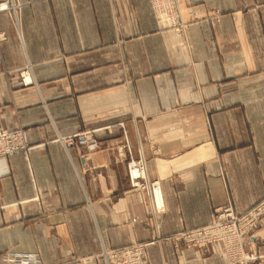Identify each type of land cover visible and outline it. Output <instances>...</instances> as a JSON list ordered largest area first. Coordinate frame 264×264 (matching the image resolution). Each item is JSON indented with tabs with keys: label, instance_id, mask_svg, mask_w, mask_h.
Segmentation results:
<instances>
[{
	"label": "crops",
	"instance_id": "0c3cea01",
	"mask_svg": "<svg viewBox=\"0 0 264 264\" xmlns=\"http://www.w3.org/2000/svg\"><path fill=\"white\" fill-rule=\"evenodd\" d=\"M17 1L18 27L0 12V127L27 128L35 148L0 160V264H82L137 242L151 264H229L219 245L170 237L264 198V0H182L199 19L190 45L148 0ZM86 129L95 150L60 140ZM125 134L162 185L155 217L127 176Z\"/></svg>",
	"mask_w": 264,
	"mask_h": 264
},
{
	"label": "rangeland",
	"instance_id": "374dc122",
	"mask_svg": "<svg viewBox=\"0 0 264 264\" xmlns=\"http://www.w3.org/2000/svg\"><path fill=\"white\" fill-rule=\"evenodd\" d=\"M154 17L157 20V24L160 27V29L162 30H168V29H173L176 32H178L179 34L183 35L184 37V42L183 43H188L189 44V39L187 37V30L188 27L191 23L198 21L199 19H185L183 13H184V9L182 8V0H176V3L174 4V6L171 7L170 13L172 15H174L172 21H170V18H166L165 16L167 15L165 13V15L162 13V8H160V11L155 3V0H148ZM1 2H6L8 3L9 9L8 10H0V12H7L9 13L12 22L14 23L15 27H18V22L20 21V12L22 11V3H20L17 0H0ZM186 11V10H185ZM220 12L218 13H214V20H213V24H216L219 22V17H220ZM169 17V16H167ZM6 38L4 33H0V41L4 40ZM19 75L21 77L22 83L25 86H30V85H37V83L35 82V76H34V70L33 67H31L30 63H27L22 69H20L19 71ZM30 79H29V78ZM119 125L124 129L125 128V124L124 122H119ZM0 129H3L9 133H23L27 136V143L29 145V148L27 151L23 150V151H19L16 152L14 154L8 155L12 156V155H16V154H23V155H27L31 149L35 148L34 145L31 144L30 141V137H29V132L28 129L25 127H18L16 129H7L5 127H0ZM77 133L83 134L85 133L86 135H88L89 137H91L93 140L95 139L97 142V146L93 147V148H89L87 146V144L85 146H81L79 144H76L74 146L71 147H75V146H81L83 148H87L89 150H95L97 149V147L99 146V142L98 140L95 138L94 136V130L93 129H86L83 131H79L70 135H66L64 137H61L60 140L62 141V143L65 142V139H67V137L69 136H73ZM125 141L124 144L122 145L123 149L126 148L128 151V156H129V160L127 162V176L129 178V181L131 183V186L134 188H137L139 190L144 191L147 194L148 200H149V204H150V209H151V213L152 215L155 217L157 214L162 213V211L165 210V208L160 209V206H157L153 196H152V186L149 185H142L145 184L144 180H140L141 185H137L134 183V181L132 180V176H131V169H132V164L131 162L133 160L135 161H139L142 156L139 155L138 157H134L132 154V151L130 149L129 143H128V139H127V135H124ZM70 147V148H71ZM6 157V159H7ZM145 165H146V160H145ZM146 169H147V165H146ZM147 176L149 178V180L151 182H158L160 184V187L162 186L159 180H155L152 179L149 176L148 170H147ZM163 198V197H162ZM164 206V203H163ZM228 206H231L233 208V206L231 204H228L224 207H222L219 211H217L216 213L213 214V217L211 218V220L206 223L205 225H202L200 227H205L208 225H211L213 222H215L220 215L223 213V210H225V208H227ZM162 207V206H161ZM234 209V208H233ZM235 214L243 219L246 220H251L252 216L256 213L260 215L258 216V227L254 228H250V229H246L245 232V236H244V241L242 245V248L240 250V252L242 253V255H240V257L237 255L238 253V249H234V251L232 250V248L230 247V249L227 246H229L227 243L226 245L221 244V243H217V242H212L210 244H207L206 246L203 247H195V246H190L189 244L185 243V242H181V241H174L173 238L174 236H176L179 233H182L184 231H188V230H183L177 234L171 235V239L173 240L175 246H177L178 248H183V247H192V248H196L198 250V252H206L209 247H211L212 245H219L221 247V255H224V257L227 256L226 255H234L232 257V259H227L229 264H264V245L262 244V242L259 240V235L260 232L262 230H264V198H262L261 200L255 202L247 211L245 212H237L234 209ZM219 215V216H218ZM199 228V227H198ZM173 237V238H172ZM261 239V238H260ZM151 244V242H137V243H133L124 247H120L118 249H107L104 250L102 255H93V256H89L86 257L85 259L82 260V264H93L94 261L98 260V259H103L105 264H151V260H150V256H149V245ZM3 255H10V259H6V264H36L34 259H30L28 257V255H32L30 253L27 252H5ZM24 257H28V261L27 260H23Z\"/></svg>",
	"mask_w": 264,
	"mask_h": 264
},
{
	"label": "built area",
	"instance_id": "2783aa9c",
	"mask_svg": "<svg viewBox=\"0 0 264 264\" xmlns=\"http://www.w3.org/2000/svg\"><path fill=\"white\" fill-rule=\"evenodd\" d=\"M6 2H1V5L5 4ZM156 3V0H155ZM176 3V0H173V2H163L161 4L156 3L159 11L160 8H162V13L170 12L171 7L174 6ZM8 5V3H6ZM9 7L5 9L0 10H8ZM165 15V14H164ZM76 144H79L81 146H87L91 149L93 147L97 146L96 140L92 139L85 133L80 134L77 133L73 136L67 137L65 139L64 145L69 149L71 146H74ZM29 148V145L27 143V136L23 133H9L3 129H0V158L1 163H4L6 160V157L8 155L14 154L19 151H27ZM132 169H131V176L132 180L135 184L141 185L140 180H144L145 184L142 185H149L152 186V196L157 204V206H160V209L164 208L163 201L161 205H158L157 199H156V192L161 190L160 184L158 182H151L147 176V169L145 165V160L142 157L139 161L133 160L131 162ZM8 171L6 168L2 169L1 174H6ZM162 206V207H161ZM259 214H254L251 218V220H246L243 218L238 217L234 209L231 206H228L223 210V213L220 215V217L213 222L211 225L205 226V227H199L195 229H191L188 231H184L182 233L177 234L174 236V241H181L189 244L190 246H199L203 247L207 244H210L212 242H217L226 245V243L229 245L228 247L234 249H238L237 255L240 257L242 253L240 252L246 229H250L252 227L256 228L258 227V216ZM219 216V215H218ZM261 216V215H260ZM227 259H232L234 255H226ZM7 260L10 259V255L7 256ZM23 260L28 261V257H24Z\"/></svg>",
	"mask_w": 264,
	"mask_h": 264
},
{
	"label": "bare ground",
	"instance_id": "6f19581e",
	"mask_svg": "<svg viewBox=\"0 0 264 264\" xmlns=\"http://www.w3.org/2000/svg\"><path fill=\"white\" fill-rule=\"evenodd\" d=\"M163 2H169V3H171V2H173V0H156L157 5H158V4H161V3H163ZM7 7H9V6L5 3V4L1 5L0 9H5V8H7ZM165 11L167 12V13L164 12V14H165V13L167 14V15L165 16V19H166V18H168V19L170 18V21H172L174 15H172V14H171L170 12H168L167 10H165ZM167 16H169V17H167ZM0 160H1V158H0ZM156 199H157V203H158V205H161V204H162L161 190L156 192Z\"/></svg>",
	"mask_w": 264,
	"mask_h": 264
}]
</instances>
